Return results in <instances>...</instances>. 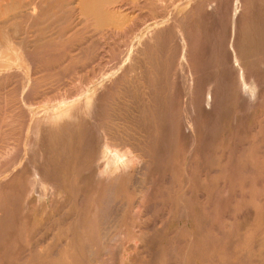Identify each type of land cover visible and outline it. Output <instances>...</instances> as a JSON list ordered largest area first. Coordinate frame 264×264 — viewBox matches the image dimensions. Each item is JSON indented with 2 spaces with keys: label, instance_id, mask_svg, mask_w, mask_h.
Here are the masks:
<instances>
[{
  "label": "rangeland",
  "instance_id": "obj_1",
  "mask_svg": "<svg viewBox=\"0 0 264 264\" xmlns=\"http://www.w3.org/2000/svg\"><path fill=\"white\" fill-rule=\"evenodd\" d=\"M16 1L0 0V38L23 44L0 52V264H264V0H40L39 21ZM90 102L95 124L79 113ZM62 107L73 125L36 137ZM102 139L121 156L115 181L97 178Z\"/></svg>",
  "mask_w": 264,
  "mask_h": 264
},
{
  "label": "bare ground",
  "instance_id": "obj_2",
  "mask_svg": "<svg viewBox=\"0 0 264 264\" xmlns=\"http://www.w3.org/2000/svg\"><path fill=\"white\" fill-rule=\"evenodd\" d=\"M5 1V0H4ZM4 1L3 0H1V3L3 2L4 3ZM44 1V0H43ZM49 1V0H48ZM85 1V0H84ZM87 1V0H86ZM85 1V2H86ZM94 1H96V0H94ZM93 1V2H94ZM103 1V0H102ZM111 1V0H110ZM162 1V0H161ZM252 1H254V0H252ZM261 1V0H260ZM52 2V1H51ZM106 2V1H105ZM160 2V1H159ZM198 2V1H197ZM43 3V2H42ZM41 2H40V0H17L16 1V8H17V13L19 14V15H21V16H25V15H29V18H30V16H32V17H34L35 15L34 14H36L35 13V10L37 9V8H40L41 7V4H42ZM99 3V2H98ZM157 3V2H156ZM217 3V2H216ZM86 4H90V2L89 3H86ZM86 4H84L85 6H87ZM92 4H94V3H92ZM91 4V5H92ZM258 4V3H257ZM5 5V4H4ZM96 5V4H95ZM94 5V6H95ZM102 5V4H101ZM200 5V4H199ZM204 5V4H203ZM217 5V4H216ZM1 6H2V4H1ZM43 6H44V4H43ZM45 6H47V5H45ZM57 6V5H56ZM83 6V5H82ZM90 6V5H89ZM201 6V5H200ZM58 7V6H57ZM60 7V6H59ZM84 7V6H83ZM93 7V6H92ZM96 7V6H95ZM145 7V6H144ZM147 7V6H146ZM167 7H168V5H167ZM205 7H207V6H205ZM238 7V6H237ZM44 7H42V8H40L41 10L43 9ZM94 8V7H93ZM102 8V7H101ZM100 8V9H101ZM123 8V7H122ZM239 8V7H238ZM86 10H87V7L85 8ZM84 9V10H85ZM90 9V8H89ZM95 9V8H94ZM242 9V8H241ZM93 10V9H92ZM92 10H91V12H89V13H93L92 12ZM173 10V9H172ZM220 10V9H219ZM262 10V9H261ZM46 11V10H45ZM94 11V10H93ZM102 11H103V9H102ZM112 11V10H111ZM244 11V10H243ZM39 12H40V10H39ZM85 13H86V11H84ZM83 12V13H84ZM100 12V11H99ZM241 12V11H240ZM259 12H260V10H259ZM106 13V12H105ZM111 13V12H110ZM113 13H115V12H113ZM155 13V12H154ZM46 14V13H45ZM44 13L43 14H40V15H45ZM55 14V13H54ZM97 14V13H96ZM95 14V15H96ZM119 14V13H118ZM165 14V13H164ZM256 14H258L257 12H256ZM261 14V13H260ZM34 15V16H33ZM170 15V14H169ZM237 15V14H236ZM255 15V14H254ZM263 16H264V13L262 14ZM11 16V15H10ZM58 16V15H57ZM99 16H102V15H99ZM98 16V17H99ZM113 16V15H112ZM111 16V17H112ZM162 16V15H161ZM241 16V15H240ZM251 16H253V15H251ZM255 16H257V15H255ZM28 17V16H27ZM35 17H37V16H35ZM34 17V18H35ZM53 17H54V15H53ZM97 17V18H98ZM103 17H104V15H103ZM259 17H261V16H259ZM3 18V17H2ZM41 18V17H40ZM99 18H101V17H99ZM107 18H108V15H107ZM106 18V19H107ZM255 18H257V17H255ZM6 19V18H5ZM12 19V18H11ZM35 19H37V21H39V17H37V18H35ZM104 19V18H103ZM113 19H114V17H113ZM261 19H262V17H261ZM264 19V18H263ZM1 20V19H0ZM30 20H34L33 18H31ZM107 20H110V17H109V19H107ZM106 20V21H107ZM148 20V19H147ZM152 20V19H151ZM170 20V19H169ZM253 20V19H252ZM258 20V19H257ZM2 21V20H1ZM45 21V20H44ZM105 21V22H106ZM172 21V20H171ZM182 21V20H181ZM103 22V21H102ZM237 22V23H236ZM32 23V22H31ZM38 23V22H37ZM99 23V22H98ZM148 23V22H147ZM232 23V22H231ZM251 23H252V21H251ZM258 23V22H257ZM4 24V23H3ZM43 24V23H42ZM104 24V23H103ZM236 24L238 25V21H237V18H236V20H234V27H233V29H234V36H235V33H236V31L238 32V30L236 29ZM261 24V23H260ZM264 24V23H263ZM6 25V24H5ZM11 25V24H10ZM14 25V24H13ZM165 25V24H164ZM254 25V24H253ZM17 26H18V24H17ZM17 26H16V28H17ZM35 26V25H34ZM41 26V25H40ZM100 26H102V25H100ZM262 26V25H261ZM3 27V26H2ZM20 27V26H19ZM163 27V26H162ZM172 27H174V25H172ZM240 27V26H239ZM242 27V26H241ZM254 27V26H253ZM252 27V28H253ZM260 27V26H259ZM14 28H15V26H14ZM142 28V27H141ZM164 28H166V26L164 27ZM176 28V27H175ZM248 28V27H247ZM262 27H260V29H261ZM157 29V28H156ZM246 29V28H245ZM250 29V28H249ZM256 29H257V27H256ZM259 29V28H258ZM242 30V29H241ZM10 31V30H9ZM15 32L17 31L18 32V30L16 29V30H14ZM148 31H149V29H148ZM153 31V30H152ZM151 30H150V34L152 35V32ZM181 31V30H180ZM184 31V30H183ZM240 31V30H239ZM260 30H258V32H259ZM263 31V30H262ZM185 32V31H184ZM243 32V31H242ZM247 32V31H246ZM261 32V31H260ZM5 33H6V31H5ZM7 33H8V31H7ZM148 33V32H147ZM154 33V32H153ZM156 33V32H155ZM158 33V32H157ZM248 33V32H247ZM251 33H253V32H251ZM255 33V35H256V32H254ZM14 34V33H13ZM16 34V33H15ZM18 34V33H17ZM25 34V33H24ZM164 34V33H163ZM246 34V33H245ZM20 35V34H19ZM41 35V34H40ZM144 35V34H143ZM151 35H147L148 37H150ZM154 35V34H153ZM151 36V37H153V38H151V41H152V39H154V37H156L155 35L154 36ZM187 35V34H186ZM236 35H238V34H236ZM241 35V34H240ZM254 35V36H255ZM8 37L10 36V35H7ZM6 35H4L2 38H0L1 39V41H0V52H2V53H4L3 51H8L9 50V48H10V46L13 44V43H16V42H13V40H9L8 39V37H7ZM16 36V35H15ZM14 36V37H15ZM18 36V35H17ZM25 36V35H24ZM52 36V35H51ZM157 36H158V34H157ZM185 36V35H184ZM239 36V35H238ZM263 36V35H262ZM27 37V36H26ZM139 37V36H138ZM189 37V36H188ZM249 37V36H248ZM251 37V36H250ZM259 37V36H258ZM18 38V37H17ZM260 38V37H259ZM258 38V40H260ZM149 39L150 38H148L147 40L149 41ZM232 39V38H231ZM234 39H235V37H234ZM234 39H233V53H234V56H232L233 57V59L232 60H234L235 61V63L237 62V64L238 65H236V66H238V70H239V72L241 73V75L242 76H244L243 75V73H244V69H245V66L248 64V63H250L248 60H247V63H246V59L244 60V53L242 54V53H239L238 54V51H237V46L235 45V42H234ZM251 39H252V37H251ZM254 39V38H253ZM255 39H257V38H255ZM255 39H254V41H255ZM21 40V39H20ZM24 40H25V38H24ZM41 40V39H40ZM144 40L146 41V36H145V38H144ZM167 40V39H166ZM249 40V39H248ZM10 41H12L13 43L11 44L10 43ZM16 41V40H15ZM30 41V40H29ZM154 41V40H153ZM152 41V42H153ZM236 41H237V38H236ZM25 42V41H24ZM43 42V41H42ZM50 42V41H49ZM136 42V41H135ZM158 42V41H157ZM243 42H244V39H243ZM261 42V41H260ZM19 43V42H18ZM18 43H16V44H18ZM21 43V42H20ZM19 43V44H20ZM27 43V42H26ZM46 43V42H45ZM47 43H48V41H47ZM150 43V42H149ZM148 43V44H149ZM168 43V42H167ZM166 43V44H167ZM242 43V42H241ZM248 43V42H247ZM250 43V45H251V42H249ZM248 43V44H249ZM253 43V42H252ZM22 44V43H21ZM33 44V43H32ZM38 44V43H37ZM130 44V43H129ZM128 44V45H129ZM140 44V43H139ZM144 44H145V42H144ZM150 44H152V43H150ZM237 44V43H236ZM256 44H257V42H256ZM264 44V43H263ZM15 45V44H14ZM36 45V44H35ZM44 45V44H43ZM141 45V44H140ZM156 45V44H155ZM244 45V44H243ZM247 45V44H246ZM261 45V44H260ZM18 46H20V49H23V44H22V47H21V45H18ZM29 46V45H28ZM51 46V45H50ZM166 46V45H165ZM12 47V46H11ZM24 47H25V45H24ZM127 47V46H126ZM151 47V46H150ZM185 47V46H184ZM220 47V46H219ZM244 47V46H243ZM259 47V46H258ZM26 48H28V47H26ZM223 48V47H222ZM254 48H255V46H254ZM260 48V47H259ZM18 49H19V47H18ZM18 49H16V50H18ZM124 49V48H123ZM136 49V48H135ZM231 49V48H230ZM29 50V49H28ZM162 50H163V47H162ZM243 50V49H242ZM244 50H245V47H244ZM246 53L248 52V50H250V49H248V48H246ZM254 50V49H253ZM255 50H256V48H255ZM10 51H12L11 49H10ZM9 51V52H10ZM20 51V50H19ZM124 51V50H123ZM135 51V50H134ZM140 51V50H139ZM252 51V50H251ZM257 51H258V48H257ZM260 51H261V49H260ZM13 52V51H12ZM11 52V53H12ZM17 52V54H18V51H16ZM21 52V51H20ZM23 52V51H22ZM133 52V51H132ZM240 52V51H239ZM243 52V51H242ZM245 52V51H244ZM253 52V51H252ZM6 53H8V52H6ZM25 53V52H24ZM24 53L22 54V55H24ZM31 53V52H30ZM37 53V52H36ZM36 53H34L35 55H37ZM125 53V52H124ZM138 53V52H137ZM250 53V52H249ZM260 53V52H259ZM5 54V53H4ZM9 54V53H8ZM17 54H15V55H17ZM28 55H30L31 56V54H29V53H27ZM33 54V53H32ZM132 54V53H131ZM130 54V55H131ZM164 54V53H163ZM240 54H242V55H240ZM253 54H255V52L253 53ZM262 54V53H261ZM260 54V55H261ZM0 55H2V54H0ZM14 55V56H15ZM133 55H135V54H133ZM248 55V54H247ZM250 56H251V54H249ZM248 55V56H249ZM6 56V55H5ZM17 56H19V55H17ZM29 56V57H30ZM33 56V55H32ZM38 56V55H37ZM132 56V55H131ZM250 56H249V58H250ZM258 56V55H257ZM262 56V55H261ZM264 56V55H263ZM3 57V56H2ZM11 57V59H12V57L13 56H10ZM184 57V56H183ZM187 57V56H186ZM228 57V56H227ZM246 57V56H245ZM260 57V56H259ZM26 58V57H25ZM34 58H35V56H34ZM33 58V59H34ZM99 58V57H98ZM132 58V57H131ZM136 58V57H135ZM152 58H154V57H152ZM158 58V57H157ZM226 58V57H225ZM254 58V57H253ZM253 58H251V60L253 61H256L255 59H253ZM2 59V58H1ZM4 59L5 60H7L8 62H9V60L8 59H6L5 57H4ZM18 59V58H17ZM130 59V58H129ZM222 59V58H221ZM259 59V58H258ZM262 59H263V57H262ZM14 60H16V56H15V59ZM228 60V59H227ZM260 60V59H259ZM264 60V59H263ZM0 61H2V60H0ZM25 61H26V59H25ZM28 61V60H27ZM226 61V60H225ZM229 61V60H228ZM231 61V60H230ZM4 64H5V62H4V60L2 61ZM17 62V61H16ZM20 62V61H19ZM29 62V61H28ZM34 62H35V60H34ZM119 62V61H118ZM131 62V61H130ZM129 62V63H130ZM154 62V61H153ZM188 62V61H187ZM233 62V61H232ZM2 63V64H3ZM10 63H11V61H10ZM10 63H8V66H6L7 68L8 67H10L9 66V64ZM128 63V62H127ZM138 63V62H137ZM140 63V62H139ZM181 63V62H180ZM256 63V62H255ZM262 63V62H261ZM264 63V62H263ZM1 64V65H2ZM34 64V63H33ZM166 64V63H165ZM257 64V63H256ZM21 65V64H20ZM144 65V64H143ZM250 65V64H249ZM251 65H252V63H251ZM258 65V64H257ZM259 65H260V61H259ZM132 66V65H131ZM156 66V65H155ZM256 66V65H255ZM261 66V65H260ZM262 66H263V64H262ZM2 67H4V65L2 66ZM2 67H0V68H2ZM157 67V66H156ZM250 67V66H249ZM252 67H254V66H252ZM264 67V66H263ZM20 68V67H19ZM31 68V67H30ZM155 68V67H154ZM161 68H162V66H161ZM171 68V67H170ZM255 68V67H254ZM259 68V67H258ZM257 68V69H258ZM6 69V68H5ZM10 69H11V67H10ZM32 69V68H31ZM104 69V68H103ZM102 69V70H103ZM147 69V68H146ZM224 69V68H223ZM246 69H247V67H246ZM253 69V68H252ZM21 70H23V69H21ZM138 70V69H137ZM157 70V69H156ZM231 70V69H230ZM2 71V70H1ZM146 71V70H145ZM223 71V70H222ZM232 71V70H231ZM246 71V70H245ZM257 71V70H256ZM9 72V71H8ZM121 72V71H120ZM152 72V71H151ZM159 72V71H158ZM201 72V71H200ZM199 72V73H200ZM249 72V71H248ZM252 72V71H251ZM17 73H19V72H17ZM139 73V72H138ZM146 73V72H145ZM228 73V72H227ZM230 73V72H229ZM1 74V73H0ZM4 74H5V72H4ZM7 74V73H6ZM6 74H5V76H6ZM10 74H12V73H10ZM232 74V73H231ZM237 74V73H236ZM248 74V73H247ZM246 74V75H247ZM253 74V73H252ZM14 75H16V74H14ZM14 75H13V77H14ZM18 75V74H17ZM20 75V74H19ZM26 75V74H25ZM192 75V74H191ZM233 75V74H232ZM2 76H4L3 75V73H2ZM9 76V75H8ZM29 76V75H28ZM145 77V76H144ZM207 77V76H206ZM246 77V76H245ZM244 77V78H245ZM261 77V76H260ZM259 77V79H261ZM1 78V77H0ZM6 78V77H5ZM20 78V77H19ZM29 78V77H28ZM31 78V77H30ZM163 78H164V76H163ZM216 78V77H215ZM232 78V77H231ZM258 78V77H257ZM18 79V78H17ZM23 79V78H22ZM148 79V78H147ZM156 79H157V77H156ZM6 80V79H5ZM16 80V79H15ZM21 80V79H20ZM27 80H29V79H27ZM144 80V79H143ZM161 80H163V79H161ZM251 80H252V78H251ZM264 80V79H263ZM1 81V80H0ZM195 81V80H194ZM236 81V80H235ZM238 81V80H237ZM31 82H33V81H31ZM31 82H30V85H31ZM161 82V81H160ZM241 82V81H240ZM256 82H257V80H256ZM261 82V81H260ZM259 82V83H260ZM14 83V82H13ZM21 83V82H20ZM111 83V82H110ZM239 83V82H238ZM160 84H162V83H160ZM231 84V83H230ZM263 84V83H262ZM6 85V84H5ZM27 85V84H26ZM149 85H151V84H149ZM163 85V84H162ZM238 85V84H237ZM241 86H242V89H243V91H244V93L245 94H249V95H252V93H253V83H252V81L251 82H248V80H246V78L245 79H243L242 80V84H241ZM200 87V86H199ZM204 87V86H203ZM215 87V86H214ZM236 87V86H235ZM19 88H20V86H19ZM99 88H100V86H99ZM98 88V89H99ZM5 89V88H4ZM151 89H153V88H151ZM221 89V88H220ZM30 90V89H29ZM203 90V89H202ZM27 92H28V90H26ZM152 91V90H151ZM204 92H205V90H203ZM23 92V91H22ZM29 93V92H28ZM103 93H105V92H103ZM108 93V92H107ZM151 93V92H150ZM206 93H208V92H206ZM213 93V92H212ZM219 93V92H218ZM97 94H99V92L97 93ZM106 94V93H105ZM154 94V93H153ZM244 94V95H245ZM205 95V94H204ZM255 95V94H254ZM21 96H22V94H21ZM30 96V95H29ZM98 96V95H97ZM96 96V97H97ZM100 96V95H99ZM103 96V95H102ZM107 96V95H106ZM105 96V97H106ZM192 96V95H191ZM211 96V95H210ZM28 97V96H27ZM32 97V96H31ZM159 97V96H158ZM163 97V96H162ZM200 97V96H199ZM22 98V97H21ZM29 98V97H28ZM160 98V97H159ZM158 98V99H159ZM168 98V97H167ZM219 98V97H218ZM250 98V96L248 97V99ZM31 99V98H30ZM29 99V100H30ZM244 99V98H243ZM255 99H256V97H255ZM87 100V99H86ZM85 100V101H86ZM223 100V99H222ZM247 100V99H246ZM32 101V100H31ZM169 101V100H168ZM201 101V100H200ZM213 101V100H212ZM240 101V100H239ZM241 101H242V98H241ZM23 102V101H22ZM94 102V101H93ZM104 102V101H103ZM227 102V101H226ZM86 103V102H85ZM155 103V102H154ZM157 103V102H156ZM161 103V102H160ZM203 103V102H202ZM214 103H216V102H214ZM245 103V102H244ZM250 103V102H249ZM255 103V102H254ZM67 104V103H66ZM158 104H159V102H158ZM205 104V103H204ZM211 104V103H210ZM72 105V104H71ZM95 104L93 103V104H91V102L89 103V104H85V110H84V112L82 111L83 110V108H81L82 110H81V112H79V113H84V117L86 116V119L88 118L89 120V122L90 123H94L95 124V118H96V115H95V112H94V106ZM100 105V104H99ZM126 105V104H125ZM140 105V104H139ZM146 105V104H145ZM165 105V104H164ZM32 106V105H31ZM50 106V105H49ZM63 106V105H62ZM68 106V105H67ZM130 106V105H129ZM215 106V105H214ZM218 106V105H217ZM24 107V106H23ZM70 107V106H69ZM82 107V106H81ZM142 107V106H141ZM152 107V106H151ZM72 108V107H71ZM77 108H78V106H77ZM131 108V107H130ZM157 108H159V107H157ZM194 108V107H193ZM72 110V109H71ZM71 110H69V108H67V107H65V108H61L60 110H57V111H55V112H51V113H48V114H46V115H44L43 117H41V115H40V118H36V120L35 121H33L34 122V125L32 126L33 127V134L37 137L38 136V133L41 131V130H43L42 132H44V130H48V129H54V127H59V126H64V128H65V125H67L68 127H69V123H70V125H73V124H71V120H68V117L69 116H71V118L72 117H74V114H73V116L71 115ZM75 110V109H74ZM79 110V109H78ZM101 110V109H100ZM137 110V109H136ZM30 111H32V110H30ZM49 111V110H48ZM73 111V110H72ZM148 111V110H147ZM158 111V110H157ZM156 111V112H157ZM166 111H168V110H166ZM25 112H27V111H25ZM74 112V111H73ZM100 112V111H99ZM169 112V111H168ZM33 113V112H32ZM139 113H140V111H139ZM142 113V112H141ZM170 113V112H169ZM201 113V112H200ZM147 114V113H146ZM220 114V113H219ZM27 115V114H26ZM32 115V114H31ZM83 115V114H82ZM138 115V114H137ZM136 115V116H137ZM76 116H77V114H76ZM79 116V115H78ZM81 116V115H80ZM140 116H143V115H140ZM32 117V116H31ZM101 117V116H100ZM160 117H162V115L160 116ZM33 118H34V116H33ZM82 118V117H81ZM133 118V117H132ZM139 118V117H138ZM73 119V118H72ZM97 119V118H96ZM100 119V118H99ZM153 119V118H152ZM26 120H27V118H26ZM31 120V119H30ZM30 120H28V121H30ZM139 120V119H138ZM137 120V121H138ZM143 120V119H142ZM82 121H83V119H82ZM97 121V120H96ZM129 121V120H128ZM32 122V123H33ZM151 122H153V121H151ZM187 122V121H186ZM137 124V123H136ZM142 124V123H141ZM148 124V123H147ZM146 124V125H147ZM171 124V123H170ZM75 125V124H74ZM79 125V124H78ZM98 125V124H97ZM100 125V124H99ZM135 125V124H134ZM154 125V124H153ZM30 126V125H29ZM128 126V125H127ZM137 126V125H136ZM140 126V125H139ZM31 127V128H32ZM141 127V126H140ZM154 127V126H153ZM63 128V129H64ZM89 128V127H88ZM96 128V127H95ZM95 128H93V130L95 129ZM184 128V127H183ZM56 129V128H55ZM62 129V128H61ZM73 129V128H72ZM143 130V129H142ZM154 130V129H153ZM156 130V129H155ZM154 130V131H155ZM63 131V130H62ZM65 131V130H64ZM96 131V130H95ZM136 131V130H135ZM144 131V130H143ZM148 131V130H147ZM153 131V132H154ZM31 132V131H30ZM46 132V131H45ZM90 132V131H89ZM145 132V131H144ZM152 132V133H153ZM107 133V132H106ZM129 133V132H128ZM161 133V132H160ZM40 134V133H39ZM33 135V136H34ZM68 135V134H67ZM92 135H93V138H95V140H97L98 141V139L99 138H101V135L98 133V135L96 136L94 133H92ZM151 135V134H150ZM165 135V134H164ZM163 135V136H164ZM189 135V134H188ZM192 135V134H191ZM46 136V135H45ZM154 136V135H153ZM155 136H156V133H155ZM162 136V137H163ZM48 137V136H47ZM59 137V136H58ZM72 137V136H71ZM106 137V136H105ZM117 137H119V136H117ZM129 137V136H128ZM131 137H133V136H131ZM145 137V136H144ZM161 137V136H160ZM29 138V137H28ZM77 138V137H76ZM87 138V137H86ZM92 138V139H93ZM156 138V137H155ZM105 139V138H104ZM104 139H102L103 141H101V142H103V147H104V150L102 151V153H101V155H100V157H98L99 158V163H97V165H96V171H94V173L96 172V174H97V178L98 177H100V178H102V180L104 179L105 181L106 180H109V178L111 177V178H113V176L115 175V174H117V173H119L120 171V169H121V167L119 166V164L118 163H120L119 161H121L120 159H121V156L118 154V152H116V150H113L112 148H111V146H110V142L109 143H107V142H105V140ZM131 139H133V138H131ZM62 140V139H61ZM100 140V139H99ZM162 140V139H161ZM164 140V139H163ZM50 141V140H49ZM85 141V140H84ZM94 141V140H93ZM119 141H121V140H119ZM32 142H34V141H32ZM149 142H151L150 140H149ZM31 143V142H30ZM40 143V142H39ZM57 143V142H56ZM90 143V142H89ZM93 143V142H92ZM96 143V142H95ZM100 143V142H99ZM162 143V142H161ZM164 143V142H163ZM29 144V143H28ZM31 144H33V143H31ZM35 144V143H34ZM120 144V143H119ZM22 145V144H21ZM39 145V144H38ZM41 145V144H40ZM85 145V144H84ZM91 145V144H90ZM95 145V144H94ZM97 145V144H96ZM95 145V147L93 146L92 147V150H93V148H96L97 146H100V145H97L96 146ZM132 145V144H131ZM144 145V144H143ZM151 145H152V143H151ZM165 145V144H164ZM45 146V145H44ZM135 146H137V145H135ZM168 146V145H167ZM40 147H42V146H40ZM60 147V146H59ZM62 147V146H61ZM61 147H60V149H61ZM89 147V146H88ZM91 147V146H90ZM102 147V148H103ZM114 147V146H113ZM153 147V146H152ZM117 148V147H116ZM137 148V147H136ZM154 148V147H153ZM47 149V148H46ZM98 149V148H97ZM124 149V148H123ZM122 149V150H123ZM39 150V149H38ZM37 149H36V152L38 151ZM42 150V149H41ZM17 151V150H16ZM46 151V150H45ZM45 151H44V153H45ZM120 151V150H119ZM138 151V150H137ZM14 152V151H13ZM39 152V151H38ZM37 152V153H38ZM42 152V151H41ZM48 152L49 151H47V153H46V155L48 154ZM55 152V151H54ZM63 152V151H62ZM66 152V151H65ZM98 152V151H97ZM125 152V151H124ZM127 152V151H126ZM167 152V151H166ZM29 153V152H28ZM122 153V152H121ZM130 153V154H129ZM129 153H126V155H127V157L126 158H124L129 164L130 163H135V162H138L137 160H138V158L135 156V155H132L133 153L130 151ZM132 153V154H131ZM35 154V153H34ZM36 156H37V154H35ZM40 154H38V156H39ZM45 155V154H44ZM45 155V156H46ZM124 155V154H123ZM125 155V156H126ZM150 155V154H149ZM171 155V154H170ZM30 156H32V155H30ZM33 157V156H32ZM47 158H49L48 156H46ZM167 157V156H166ZM28 158H29V156H28ZM43 158V157H42ZM27 159V158H26ZM32 159V158H31ZM46 158H43L42 160L44 161ZM141 159V158H140ZM164 159V158H163ZM16 160H17V157H16ZM39 160V159H38ZM40 160H41V157H40ZM49 160V159H48ZM47 160V161H48ZM103 160V161H102ZM104 160H106V163L108 164V166H109V168H110V171L108 172L106 169H108V167H106V169H103V167H102V163H101V161L102 162H104V164H105V161ZM33 161H35V160H33ZM160 161V160H159ZM163 161V160H162ZM31 162V161H30ZM95 162V161H94ZM118 162V163H117ZM16 163V162H15ZM23 163V162H22ZM36 163V162H35ZM38 163V162H37ZM41 163V162H40ZM127 163V164H128ZM34 164V163H33ZM11 165H13V164H11ZM35 166H36V164H34ZM40 165V164H39ZM122 165V164H121ZM126 165V164H125ZM21 166V165H20ZM20 166H19V168H20ZM30 166H31V164H30ZM35 166H33L34 167V172H35V174H36V180H35V183H33L34 185H36L37 183L38 184H40L41 185V187L42 186H45L46 184H48L47 186H50L51 187V190H48V192L49 191H51V193H53L54 192V186H55V184H54V182L53 181H51L49 178H47V176L45 177L42 173L43 172H41V171H43V170H41L42 168H44V167H42L41 169L39 168L40 166H38L37 165V167H35ZM105 166V165H104ZM130 166H131V164H130ZM163 166V165H162ZM95 166H93V168H94ZM125 167V166H124ZM141 167V166H140ZM172 167V166H171ZM51 168H53V167H51ZM128 168V167H127ZM138 168V167H137ZM143 168H145V167H143ZM45 169V168H44ZM92 169V168H91ZM16 170V169H15ZM53 170V169H52ZM147 170H148V168H147ZM46 171V170H45ZM122 171V170H121ZM126 171H128V169L127 170H125V172ZM149 171V170H148ZM33 172V173H34ZM87 172V171H86ZM45 173V172H44ZM121 173V172H120ZM122 174V173H121ZM52 175V174H51ZM95 175V174H94ZM96 176V175H95ZM108 176V177H107ZM135 177V176H134ZM32 178V177H31ZM50 178H52V177H50ZM100 178H98L99 180H101ZM169 178V177H168ZM168 178H167V180H168ZM59 179V178H58ZM96 179V178H95ZM134 179V178H133ZM170 179V178H169ZM112 180V179H111ZM113 180L115 181V180H117L116 178H113ZM34 181V180H33ZM56 181V180H55ZM135 181V180H134ZM118 182V181H117ZM128 182V181H127ZM151 183V182H150ZM129 185H131V184H129ZM32 187V186H31ZM145 188V187H144ZM30 189H32V188H30ZM46 189V188H45ZM75 189V188H74ZM34 190V189H33ZM109 190V189H108ZM138 190V189H137ZM106 191V190H105ZM56 192V191H55ZM9 194V193H8ZM31 194V193H30ZM30 194H29V196H30ZM41 194V193H40ZM47 194V193H46ZM37 195V194H36ZM52 195V194H51ZM62 195V194H61ZM109 196V195H108ZM52 197V196H51ZM111 197V196H110ZM113 197V196H112ZM81 198V197H80ZM59 199V198H58ZM63 199V198H62ZM105 199H107V200H109L108 198H105ZM54 200V199H53ZM23 201V200H22ZM60 201V200H59ZM54 203V202H53ZM39 204V203H38ZM56 204V203H55ZM26 207V206H25ZM53 207V206H52ZM105 207V206H104ZM116 208V207H115ZM138 209V208H137ZM116 210V209H115ZM119 210H121V209H119ZM82 212V211H81ZM8 213V212H7ZM117 213H118V211H117ZM116 213V214H117ZM109 214V213H108ZM107 217V216H106ZM109 217V216H108ZM114 217V216H113ZM108 219V218H107ZM103 221V220H102ZM115 222V221H114ZM13 223V222H12ZM14 226V225H13ZM121 228V227H120ZM82 231V230H81ZM120 232V231H119ZM138 237V236H137ZM45 238V237H44ZM66 238V237H65ZM115 238V237H114ZM40 240H42V239H40ZM115 240V239H114ZM123 241V240H122ZM130 241V240H129ZM133 241V240H132ZM120 242V241H119ZM119 244V243H118ZM121 244V243H120ZM123 244V243H122ZM98 245V244H97ZM136 245V244H135ZM35 246V245H34ZM33 246V247H34ZM101 246V245H100ZM31 247V246H30ZM117 247V246H116ZM121 248V247H120ZM120 248H119V250H120ZM117 249V248H116ZM117 251H118V249H117ZM158 251V250H157ZM116 253V252H115ZM119 253V252H118ZM117 253V254H118ZM133 253V252H132ZM123 258V257H122ZM121 259V258H120ZM109 260V259H108ZM105 262V261H104ZM121 264V263H120Z\"/></svg>",
  "mask_w": 264,
  "mask_h": 264
}]
</instances>
